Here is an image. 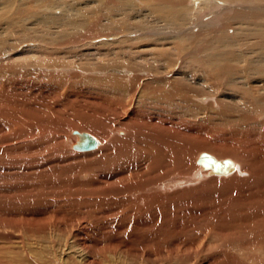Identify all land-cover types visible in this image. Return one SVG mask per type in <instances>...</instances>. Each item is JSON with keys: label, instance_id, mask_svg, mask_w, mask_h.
Returning <instances> with one entry per match:
<instances>
[{"label": "rangeland", "instance_id": "rangeland-1", "mask_svg": "<svg viewBox=\"0 0 264 264\" xmlns=\"http://www.w3.org/2000/svg\"><path fill=\"white\" fill-rule=\"evenodd\" d=\"M207 1L0 0V264H253L264 20L233 17L264 0Z\"/></svg>", "mask_w": 264, "mask_h": 264}, {"label": "bare ground", "instance_id": "bare-ground-1", "mask_svg": "<svg viewBox=\"0 0 264 264\" xmlns=\"http://www.w3.org/2000/svg\"><path fill=\"white\" fill-rule=\"evenodd\" d=\"M209 1V0H208ZM207 1V2H208ZM217 1V0H216ZM224 1V0H223ZM194 2H195V0H194ZM193 2V3H194ZM206 2V1H205ZM238 2V1H237ZM262 2V1H261ZM224 3V2H223ZM214 5H216L215 3H213ZM204 5V4H203ZM218 5H220V4H217V6ZM249 5V4H248ZM259 5V4H258ZM151 6V5H150ZM221 6V7H220ZM219 7H216L214 10L216 11V14L214 13V17H211L212 19H217L218 17H219V14L221 13V11H222V14L220 15V16H225V14H228V13H226L225 11H227V12H229L231 9H229L230 7H229V5L226 3V4H224V5H220ZM237 6V5H236ZM239 6V5H238ZM244 6V5H243ZM250 6V5H249ZM253 6V5H252ZM256 6V5H255ZM254 6V7H255ZM264 6V5H263ZM184 7V6H183ZM251 7V6H250ZM249 7V8H250ZM253 7V8H254ZM258 7V6H257ZM260 7H261V5H260ZM187 8H190L189 6L187 7ZM192 8H194V6H193V4H192V6H191V9ZM239 8V7H238ZM243 8V7H242ZM245 8H248V6L247 7H245ZM182 9V8H181ZM252 9V8H251ZM178 10V9H177ZM195 10V9H194ZM217 10H218V13H217ZM221 10V11H220ZM244 10H248V9H244ZM250 10V9H249ZM220 11V12H219ZM246 11H242V9H241V12H243L244 13V15H239L238 17H236L235 15H234V20H237V19H240L242 16L244 17V16H247V17H249L250 19H252L253 21H262V20H264V8H261V9H258V11H256V9H253V11L254 12H250V11H248V12H246ZM252 11V10H251ZM159 12V11H158ZM188 12V10H183L181 13H179L178 15H179V17H182V18H180V19H186L187 18V16L189 15V13H187ZM193 12H195V11H193ZM210 12H213V11H210ZM240 12V13H241ZM166 13V12H165ZM198 13V12H197ZM188 14V15H187ZM191 14H192V12H191ZM190 14V15H191ZM196 14V13H195ZM239 14V13H238ZM172 15V14H171ZM155 16V15H154ZM162 16V15H161ZM175 16V15H174ZM195 16V15H194ZM193 15H192V17H194ZM231 16V15H230ZM190 17V16H189ZM225 17H227V15L225 16ZM191 18V17H190ZM224 18V17H223ZM229 18V17H228ZM196 19H197V17H196ZM195 19V20H196ZM227 20V19H226ZM153 21V20H152ZM155 21V20H154ZM157 21V20H156ZM186 21H188V20H186ZM199 21V20H198ZM195 22V21H194ZM201 22V21H200ZM189 23H191V22H189ZM193 23V22H192ZM191 23V24H192ZM198 23V22H197ZM259 23V22H258ZM146 25H149L150 23L148 22V24L147 23H145ZM152 25L153 24H155V22L154 23H151ZM257 24V23H256ZM262 24V23H261ZM260 24V25H261ZM214 25V24H213ZM260 25H258V26H260ZM154 27H155V25H153ZM160 26V25H159ZM182 26V25H181ZM197 26H199L198 24H197ZM149 27H151V26H149ZM161 27V26H160ZM183 27V26H182ZM214 27V26H213ZM246 27H247V24H246ZM260 27H264V26H260ZM162 28V27H161ZM196 28V27H195ZM182 29V28H181ZM210 29V28H209ZM235 29V28H234ZM176 30V29H175ZM226 30V29H225ZM226 31H228V30H226ZM184 32V31H183ZM263 32V31H262ZM179 33H180V31H179ZM209 33H211V31L209 32ZM259 33H261V32H259ZM181 34V33H180ZM188 34V33H187ZM185 36V35H184ZM188 36V35H187ZM251 36V35H250ZM181 38V37H180ZM247 38V37H246ZM184 39V38H183ZM218 39V38H217ZM220 41V40H219ZM218 41V42H219ZM252 41V40H251ZM221 42V41H220ZM252 45L254 44V43H251ZM192 49V48H191ZM124 51V50H123ZM207 55V54H206ZM222 55V54H221ZM210 56V55H209ZM204 60H206V59H204ZM218 60V59H217ZM263 61V60H262ZM209 62H213V58H212V55H211V58H209L208 59V63ZM259 64V63H258ZM228 69V68H227ZM229 70V69H228ZM224 71V70H223ZM236 82V81H235ZM238 83V82H237ZM239 84V83H238ZM241 87V86H240ZM257 98V97H256ZM257 99H259V98H257ZM168 118V117H167ZM156 128V127H155ZM77 133V132H76ZM78 134V133H77ZM77 136H79V135H77ZM95 136V135H94ZM79 138V137H78ZM97 138V137H96ZM98 139V144L94 147V148H91V149H85V150H81V149H77L76 147H75V143H74V148L76 149V150H78V151H93V150H95V149H97L98 147H100V140H99V138H97ZM156 139V138H155ZM102 140V139H101ZM163 142L160 140V144H162ZM165 143H169L168 141H166ZM162 146V148H164V145L162 144L161 145ZM183 147V146H182ZM181 147V148H182ZM168 150H170V152L172 153V154H174L177 150H178V152H181V151H179L180 149V146H179V144H176V143H171L170 145H168ZM189 148L190 147H187L186 148V152H187V154H189ZM177 153V152H176ZM185 156L187 155V154H185V153H183ZM209 154V153H208ZM183 155V156H184ZM210 155V154H209ZM177 156H179V155H177ZM184 156V157H185ZM201 156V155H200ZM199 156V157H200ZM210 156H212V155H210ZM187 157V156H186ZM213 157V156H212ZM226 157V156H225ZM214 159L215 160H217L216 159V157H214ZM221 159H222V157H221ZM225 159V158H224ZM224 159H223V161H220L221 163H223L224 162ZM229 160V159H228ZM231 161V163H232V166L228 169V170H226V171H222V172H219V171H216V170H214V168L213 167H211L210 165H208V164H206L204 161H202V160H200V162H201V164H203V166L205 167V168H207V169H212V171L213 172H215V173H221V174H232V172H235V170H236V166L237 165H239V164H237V165H235V163L232 161V160H230ZM174 164V163H173ZM206 165V166H205ZM250 165V164H249ZM253 165V164H252ZM240 167V166H239ZM264 167V166H263ZM203 168V167H202ZM251 168H253V167H251ZM238 170H239V168H237ZM242 170V169H241ZM244 170V169H243ZM253 170V169H252ZM255 170H257V168L255 169ZM237 171V170H236ZM240 171V170H239ZM208 172V171H207ZM211 172V171H210ZM212 172V173H213ZM241 172V171H240ZM239 172V174H241ZM209 173V172H208ZM212 173L211 174H209V175H212ZM254 175V174H253ZM261 175V174H260ZM263 175V174H262ZM255 177H257V176H255ZM261 177V176H260ZM254 178V177H253ZM251 180V179H250ZM253 180V179H252ZM263 191V190H262ZM263 194H264V192H263ZM261 195V194H260ZM258 197V196H257ZM263 198V197H262ZM253 202V201H252ZM255 202V201H254ZM259 205V204H258ZM258 208V207H257ZM263 208V207H262ZM261 208V209H262ZM263 210V209H262ZM264 227V222H262V223H258L257 224V228H263ZM253 228V230H244L243 232H241V233H234V234H232V232H230L229 233V235H228V237L226 238V241L224 242L226 245H229V246H231V247H234V249L236 250L237 249V251L238 250H240V251H242L243 252V250L245 251V248H250V249H252L253 250V253L251 252H249L250 254H248L247 256H250V257H252L253 255V257H252V260H253V264H264V261L262 260V259H260V256H259V259L256 257L257 255H255V252L256 251H258V250H260V249H264V240H260L259 241V239H258V242L255 240V239H253L254 237L256 238L257 236H260V235H258L257 233V231H258V229L256 228V226L254 227H252ZM257 229V230H255V229ZM251 229V228H250ZM236 231V230H235ZM263 232L264 231V229H262V230H260L259 229V232ZM256 232V233H255ZM262 232H261V234H262ZM164 233V232H163ZM164 236V235H163ZM168 236V235H167ZM262 236H264V235H262ZM236 237H237V239H236ZM261 237V236H260ZM167 238V237H166ZM264 238V237H263ZM250 239H253L254 241H256L258 244H253L252 243V241H248V240H250ZM262 239V238H261ZM168 241H170V240H168ZM253 241V242H254ZM173 247V246H172ZM249 250V249H248ZM247 252V251H246ZM235 253V252H234ZM238 253H240V252H238ZM258 253V252H257ZM264 253V252H263ZM238 255V254H237ZM236 255V256H237ZM239 256V255H238ZM242 256V255H241ZM262 256H263V254H262ZM240 257V256H239ZM246 257V256H245ZM235 259V258H234ZM263 259H264V257H263ZM238 261V263H243V260H242V262H241V260L239 261V259H237ZM246 261H247V259H246ZM245 263V262H244Z\"/></svg>", "mask_w": 264, "mask_h": 264}, {"label": "water", "instance_id": "water-1", "mask_svg": "<svg viewBox=\"0 0 264 264\" xmlns=\"http://www.w3.org/2000/svg\"><path fill=\"white\" fill-rule=\"evenodd\" d=\"M79 135L78 140L75 143L77 149L85 150L94 148L98 144V139L94 134L88 131H76ZM200 160L214 168V170L222 172L228 170L232 163L230 160L225 159L223 163L215 160L214 157L210 156L207 152L201 153Z\"/></svg>", "mask_w": 264, "mask_h": 264}]
</instances>
